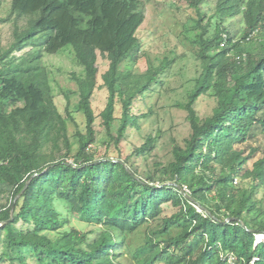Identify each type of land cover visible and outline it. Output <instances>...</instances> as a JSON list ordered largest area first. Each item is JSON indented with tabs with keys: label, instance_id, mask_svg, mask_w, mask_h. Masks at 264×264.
Here are the masks:
<instances>
[{
	"label": "trees",
	"instance_id": "1",
	"mask_svg": "<svg viewBox=\"0 0 264 264\" xmlns=\"http://www.w3.org/2000/svg\"><path fill=\"white\" fill-rule=\"evenodd\" d=\"M183 1L195 10L183 20L186 52L152 59L140 34L146 0H0V27L11 25L8 41L0 37V221L15 206L0 227V264H123L127 235L146 224L133 264H227L228 253L234 264H264V241L256 244L264 233V0ZM67 45L86 74L75 110L85 112L86 131L69 94L67 115L59 110L44 63ZM100 55L109 60L103 143L92 105ZM185 57L197 72L180 103L191 133L183 145L173 138L168 163L143 172L135 158L148 159L158 136L127 155L124 144L155 110L136 113L133 103L159 91ZM203 96L214 100L206 115L197 108Z\"/></svg>",
	"mask_w": 264,
	"mask_h": 264
},
{
	"label": "rangeland",
	"instance_id": "2",
	"mask_svg": "<svg viewBox=\"0 0 264 264\" xmlns=\"http://www.w3.org/2000/svg\"><path fill=\"white\" fill-rule=\"evenodd\" d=\"M178 5V7L176 6ZM9 6V1L3 5L4 12ZM146 20L140 27V34L144 37V50L152 59L156 56H164L168 50L177 47L180 53H185L188 46L184 43L185 36L182 34L183 20L189 14H195V10L187 5L183 0H146ZM5 15L6 13H3ZM11 33L10 24H2L0 27V37L2 43L8 41ZM186 58V57H185ZM148 56L142 55L137 61V70L143 71L146 69ZM44 63L49 71L50 84L52 87V95L59 110L66 114V107L68 100L66 95L70 96V109L74 112L76 121L83 131H86L87 120L84 111H75L79 105V81L77 78L84 79L86 77L84 67L78 64L73 52V46L67 45L60 52L54 55H46ZM109 60L103 56H99L98 65L100 74L98 76V85L92 97V105L95 114L98 117L96 120V127L98 129L99 143H103L108 139L105 129L102 125L100 113L105 109L108 101L107 87H100L102 83V73L108 70ZM196 65L192 58L183 59L177 63L170 72L169 77H164L165 85L160 86L157 83L154 87H158L159 91L153 93L152 97L141 101L137 99L133 104L135 112L139 113L148 111V107L152 106L155 111L150 115L141 119V129L131 130V144H124L125 155L131 153L136 145L144 143L145 137L152 135L158 136L156 149L152 152L150 157L140 158L136 157L137 165L141 166L143 172L147 169H155V164L158 162L168 163L172 159V148L174 146L173 138L176 142L183 145L184 139L191 133V126L188 120V111L180 103L185 101V92L190 86L188 81L191 76L196 75ZM149 102V103H148ZM214 105V100L203 96L199 99L197 108L202 115H206L211 111ZM140 107V108H139ZM139 108V109H138ZM119 113V110H118ZM70 133L76 131L75 123H70ZM78 144L75 143V147ZM104 152V148H100ZM111 151H114L111 149ZM72 161V160H71ZM145 166H147L145 168ZM188 190V189H187ZM189 191V190H188ZM174 207H168L166 214H171L176 211ZM80 226L84 227L83 224ZM92 226L86 229H91ZM147 224L142 226L134 233L127 236L125 247V254L119 259L123 264H133L130 261L132 252L145 241ZM258 259V258H256ZM9 264V263H6Z\"/></svg>",
	"mask_w": 264,
	"mask_h": 264
},
{
	"label": "water",
	"instance_id": "3",
	"mask_svg": "<svg viewBox=\"0 0 264 264\" xmlns=\"http://www.w3.org/2000/svg\"><path fill=\"white\" fill-rule=\"evenodd\" d=\"M44 172H45V171H44ZM40 174H42V173H35V174H34V175H33V176H32V177L26 182V185H25L23 191H22V192L16 197V199H15V203H16V201L22 196V193H23L24 190L28 187V185L30 184V182L32 181V179H33L34 177L40 175ZM168 184H175V183L171 182V183H168ZM182 190H183L184 195H185L186 197H188V198L192 201V203H193L194 205H196L197 207H199L201 210H204L206 213H208V214H212V213H211L206 207L202 206L201 204H199V203L194 199V197L191 195L190 191H188L186 188H184V189H182ZM14 214H15V206H13V208H12V211H11V218H10L9 220H6V221H0V227L3 226V225H5V224H8L10 221H12L13 218H14ZM232 220H234L233 217L228 218V219L226 220V222H228V221H232ZM243 225L245 226V223H244V222H243ZM248 230L251 231V232H254L253 229L248 228Z\"/></svg>",
	"mask_w": 264,
	"mask_h": 264
},
{
	"label": "built area",
	"instance_id": "4",
	"mask_svg": "<svg viewBox=\"0 0 264 264\" xmlns=\"http://www.w3.org/2000/svg\"><path fill=\"white\" fill-rule=\"evenodd\" d=\"M264 241V233H261L257 236L256 244H259ZM222 260L227 262V264H234L237 260V256L233 253H228L223 255Z\"/></svg>",
	"mask_w": 264,
	"mask_h": 264
}]
</instances>
